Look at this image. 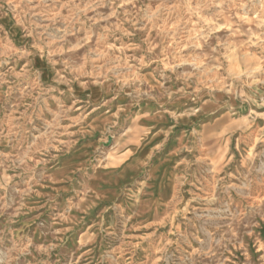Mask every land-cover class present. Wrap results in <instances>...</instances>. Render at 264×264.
Masks as SVG:
<instances>
[{"label":"rangeland","instance_id":"obj_1","mask_svg":"<svg viewBox=\"0 0 264 264\" xmlns=\"http://www.w3.org/2000/svg\"><path fill=\"white\" fill-rule=\"evenodd\" d=\"M0 264H264V0H0Z\"/></svg>","mask_w":264,"mask_h":264}]
</instances>
